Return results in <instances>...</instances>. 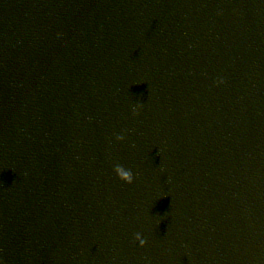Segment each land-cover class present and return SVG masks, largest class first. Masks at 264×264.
I'll return each instance as SVG.
<instances>
[{
    "label": "water",
    "instance_id": "95a60500",
    "mask_svg": "<svg viewBox=\"0 0 264 264\" xmlns=\"http://www.w3.org/2000/svg\"><path fill=\"white\" fill-rule=\"evenodd\" d=\"M0 261L264 264V0H20Z\"/></svg>",
    "mask_w": 264,
    "mask_h": 264
},
{
    "label": "clouds",
    "instance_id": "9594fccd",
    "mask_svg": "<svg viewBox=\"0 0 264 264\" xmlns=\"http://www.w3.org/2000/svg\"><path fill=\"white\" fill-rule=\"evenodd\" d=\"M0 264H3V261H0Z\"/></svg>",
    "mask_w": 264,
    "mask_h": 264
}]
</instances>
